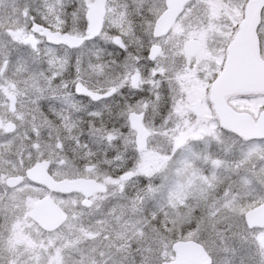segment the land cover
I'll return each instance as SVG.
<instances>
[{
  "label": "snow or ice",
  "instance_id": "6c2138e0",
  "mask_svg": "<svg viewBox=\"0 0 264 264\" xmlns=\"http://www.w3.org/2000/svg\"><path fill=\"white\" fill-rule=\"evenodd\" d=\"M98 7L99 0H13L11 11L0 17V83L9 76L22 77L14 87L19 96L25 95L19 91L21 83L31 89L27 95L35 105L32 127L25 131L34 132L39 138L38 124L49 125L51 131V126L59 121L69 133H78L70 143L81 150L89 147L81 144L85 132L89 139L104 146L106 157L108 149L118 148L106 162H119L118 180L136 187L130 198H122L131 199L141 209L148 207L135 226L147 245L138 249L141 264H168L162 249L170 245L161 244L160 239L177 225L182 232L196 233L203 239L208 264H236L235 258L242 251L232 246L236 237L247 246L239 264H264V236L256 244L251 233L257 230L249 228L243 214L234 211L241 193L264 200V139L253 141L222 129L216 143L230 145V149H224V155L232 157L230 167L222 175L212 171L204 177L198 194L186 198L181 206L173 205L170 194L183 190L181 178L188 172L189 161L198 157L188 139L177 138L183 125L173 112L174 66L155 54L157 45L164 48L152 32L159 4L157 0H108L105 9L114 11H106L102 19L96 20L94 12ZM260 7L257 35L264 55V0ZM56 33L58 38L53 39L52 34ZM108 46L122 50L123 59L113 58ZM48 93L53 97L66 94L64 103L77 96L87 100V129L82 127L83 119L77 123L51 104L45 109L40 101L48 99ZM149 118L150 126L146 123ZM215 135L209 133L205 143H211ZM148 136L159 137L157 150L164 163L159 170L145 175L136 170L135 161L139 156L137 145ZM199 138L203 140L204 136ZM55 139L61 140L63 150L61 136ZM51 146L56 147L54 143ZM211 164L213 168L220 166V158L212 159ZM28 194L15 185H5L0 192V213L9 219L8 213H14ZM0 231L6 234V229ZM15 257L12 249L0 246V264H13L14 259L15 264H23V257Z\"/></svg>",
  "mask_w": 264,
  "mask_h": 264
},
{
  "label": "flooded vegetation",
  "instance_id": "af4514ba",
  "mask_svg": "<svg viewBox=\"0 0 264 264\" xmlns=\"http://www.w3.org/2000/svg\"><path fill=\"white\" fill-rule=\"evenodd\" d=\"M249 1L250 0H157L159 7L156 9L155 16L152 20L153 35L155 26L164 12L168 11L167 19L171 18L173 21L166 33L160 36L154 35L159 37L164 44V48L157 45L158 51L156 55H159L162 59L167 58L169 60V66H174V71L172 72L174 78L172 83L175 85V91L178 90L177 88L187 89L186 86H183L184 84L193 86V89L198 86L202 91H207L206 104L215 117L216 83L222 75L228 72L229 67L234 62L238 64L237 76L229 77V75L226 74L224 75L225 80L221 84L222 86H228L220 95L223 103L234 109L227 102V97L235 95L239 91L256 94L264 93V82L242 86L250 80H259V69L260 67H264V57L260 55L259 51V43L261 41L257 35V24L262 14L260 5L258 7V18L252 33L251 56L254 59L255 65L245 63L242 59V54L236 53L235 51L236 40L246 18V7ZM16 2L22 3L23 0H16ZM107 2L108 0H104V5ZM12 5L13 0H0V17L6 16L11 11ZM241 5H243V9H241ZM106 11L109 12V9L106 10L104 7L103 17ZM240 13L241 16L239 17L238 14ZM204 24L210 26L209 32H214L216 41L219 39L222 44V41L225 40L224 42H226V45L224 46L222 57H220V46H217L216 49V44L214 45L213 42L210 41V44L213 46V52L211 54L209 52L201 59L199 57L203 44L201 36L194 37V35H192L185 37L182 35L185 34L183 31L173 34V31H175L174 29L178 26L192 27L196 28V31H198L199 28L204 27ZM208 37L209 36H207V38ZM52 38L56 39L58 37ZM189 39L197 40L200 43V51L194 55H188L183 51V44ZM112 48L113 50H117L116 52H111L113 58L120 57V59H123L122 50L116 49L114 46H112ZM165 49H167V51H165ZM105 58L108 59L107 56ZM243 75H245L246 78L241 80ZM22 79L23 78L20 76H9L0 83V178H3V183H0V192L4 191L1 187L10 185L7 182H16L14 185L19 188L22 185L19 182L22 180L27 181V183L24 184L39 188L41 190V197L31 205L28 218L30 219V211L33 206L45 197L50 198L54 205L65 214V218L60 225L46 232L57 230L69 218L66 207L64 205L65 208L62 207L52 196L60 195L71 197L77 202V204H75L77 205L75 210H78L79 213L74 221L78 227H80V223L82 222L80 209H87L92 206L98 207L99 210L104 209L107 201L105 195L109 189L113 186H119L122 182H127L118 180L120 169L119 162L113 161L111 164L106 162V160H110L111 157L116 154L118 148L114 147L108 149V155L106 157L103 151L104 146L100 145L98 140L90 141L87 132H85V138L81 141V144L87 143L89 147L81 150L70 143L72 137L78 133H69L59 121H55V125L51 126V131L49 125L43 124L42 122L38 124V131L40 133L39 138L36 137L34 132H26V129L32 127L31 114L33 113L35 105L30 102V98L27 95L31 89L26 88L22 83L18 88L19 91L24 92L25 95H18V89L14 87V85L17 80ZM91 83L95 85L94 80ZM64 95L66 94L57 93L53 97L51 93H48L49 98L41 100L40 103L45 109H47L49 104L53 105L55 109L62 112L63 115H71L77 123H79L80 119H83L85 123L82 127L86 130L87 116L84 112L85 107H83V104L87 103V100L77 96L73 100L64 103L62 102ZM21 100L24 102L21 103ZM204 109V101L202 100L192 105L188 104V102H184L181 113L189 118L192 116L201 117L203 111H205ZM49 119H54L50 113ZM254 123L255 122H252V124ZM57 135L61 136L64 142L63 150L60 149L61 140L55 139ZM29 136L31 139H29ZM53 143L56 145L55 148L51 146ZM29 145H32V147H29ZM140 151L141 150H139V152ZM128 159H132V157L129 156ZM135 163L136 170L138 171V161L136 160ZM34 176L42 180H44L45 177H49L54 182L64 179H87L95 182L96 186L105 188V191H93L89 196H85L84 193L78 191L60 193L52 191L42 184L36 183L39 181H35ZM114 179L118 180L115 184L112 183ZM78 203H80L81 206H78ZM30 221L32 224L38 226L31 219ZM89 222L91 223L92 220H89ZM42 230L45 231L44 229ZM191 241L200 244L196 240ZM176 243L177 242L166 243L170 245V247L162 249V254L166 252L168 256V263H172L177 259V253L174 249ZM146 247L147 245H135L133 249L128 250L130 253L127 255V260L121 261L120 263L141 264V254L138 249ZM102 251L106 253L109 252L108 249H103ZM97 264L114 263L112 259H106L101 260L100 263Z\"/></svg>",
  "mask_w": 264,
  "mask_h": 264
},
{
  "label": "rangeland",
  "instance_id": "374dc122",
  "mask_svg": "<svg viewBox=\"0 0 264 264\" xmlns=\"http://www.w3.org/2000/svg\"><path fill=\"white\" fill-rule=\"evenodd\" d=\"M111 11H114V9H109V12ZM238 16L240 17L241 13ZM209 27L204 24V27L196 31V28L178 26L174 29L173 34L183 31L185 34L182 35L185 37L201 36L203 40L199 56L201 59L209 52L210 54L213 52L210 41L214 45L216 44V49L217 46H220V57H222L226 42L224 40L221 44V40L217 39L216 41L214 32H209ZM207 36L209 37L207 38ZM101 46H104L102 42ZM108 50L109 52L117 51L113 50L112 46H108ZM259 51L261 55V42L259 43ZM261 56L264 57V55ZM173 78L172 75V81ZM183 86H186L187 89L177 88L178 90L175 91L176 102L173 108L174 116L178 117L183 125L177 132V138L188 139L193 144L198 158L194 162L189 161L188 172L181 178L184 185L183 190L178 189L170 194L171 203L175 206H181L185 203L186 198L198 194L200 185L204 183V177L210 176L212 171L222 175L230 167L229 161L232 159V157L224 155V149H230V145L216 143V137L225 128L221 126L219 120L210 112L206 104L207 91H202L198 86L194 89L190 85L184 84ZM199 100L204 101L205 106V111H203L201 117L192 116L189 118L182 115L184 102L192 105ZM227 102L237 112L250 115L253 122H256L259 115L264 111V93H236L227 97ZM146 123L150 126L151 118ZM209 133H215L216 135L211 143L206 144L205 141L208 139ZM237 134L245 139L261 140L244 136V134ZM201 135L204 136L203 140L199 138ZM158 140L159 137L149 136L146 149L139 152L137 168L145 175L157 171L163 166L162 153L157 150L160 147ZM90 141L96 140L90 139ZM218 157L221 164L213 168L211 160ZM233 172H235L234 166ZM232 178L235 179V175ZM1 189L4 190V187H1ZM19 189L30 194L23 197L22 205L17 206L14 213H8L9 219H6L5 215L0 213V228L6 229V234L0 231V241H2L0 246L5 250L12 249L16 253L15 258L23 257V264H97L106 259H112L114 264H121V261L127 260V255L130 253L128 250L133 249L137 244L146 245L144 242L145 237L140 235L135 226L140 222L142 216L147 213L148 207L141 209L139 204L134 206L131 199H128L136 191V187L132 183L122 182L119 186L111 187L105 195L107 201L104 209L99 210L95 206L80 209V215H82L80 227L74 221L79 213L78 210H75L76 200L68 196H52L62 207H66L69 215L68 220L52 232L41 230L38 226L32 224L28 218L31 205L41 197V190L29 184H22ZM125 196L128 198H122ZM261 201L260 197L252 198L241 193L237 198L234 211L237 215H244L245 211ZM79 205L80 203H78ZM89 220H92V222L90 223ZM253 229L257 231L252 232L251 235L255 238L256 244H259V239L264 235V229ZM190 239L196 240L205 249L201 237L196 233L182 232L179 225L163 236L160 243H173ZM232 246L242 250L235 258L236 264H239L240 255L246 254L247 246L242 245L238 237L233 239ZM254 248L255 245H253ZM103 249H108L109 252L106 253L102 251ZM206 253L208 254L207 251ZM13 264H15V259Z\"/></svg>",
  "mask_w": 264,
  "mask_h": 264
},
{
  "label": "water",
  "instance_id": "95a60500",
  "mask_svg": "<svg viewBox=\"0 0 264 264\" xmlns=\"http://www.w3.org/2000/svg\"><path fill=\"white\" fill-rule=\"evenodd\" d=\"M186 1V0H184ZM261 4V0H250L246 7V18L242 24L241 32L236 40V53L242 54V59L247 64H254V59L251 56V46H252V33L253 27L258 18V7ZM104 14V0H99V7L94 12V17L96 20L103 18ZM168 11L164 12L163 15L158 20L154 35L160 36L168 31L173 19H167ZM168 20V21H167ZM166 22V23H165ZM52 37H58V33L52 34ZM200 49V45L196 40H188L183 45V50L186 54L193 55L197 53ZM158 47L156 48V53ZM155 53V54H156ZM237 63H233L228 72L229 77L237 76ZM224 75L216 83V111L222 124L234 131H237L246 136L255 138H264V112L261 113L257 124L254 126L252 124L251 118L246 113L236 114L231 108L227 107L220 95L223 90H226L228 86H222L224 82ZM245 75L241 78L244 80ZM258 79L250 80L242 86H247L249 84H259L264 82V67L259 69ZM241 87V86H240ZM147 145V137L142 141V144H138L139 150H142ZM37 183L44 184L50 190L58 191L61 193H70L73 191H79L89 196L93 191H105V188L96 186L95 182L91 180H86L82 178L77 179H64L58 182L52 181L49 177H45L44 180L34 176ZM10 185H14L16 182H7ZM30 218L35 221L39 226L45 230H52L58 226L65 218V214L51 201L50 198L45 197L39 200L30 211ZM244 218L247 222L249 228L259 227L264 228V200L256 205L255 207L249 209L244 213ZM264 236V235H263ZM262 237V236H261ZM260 242V239H259ZM177 253L176 261L168 264H208L209 257L205 253L204 248L194 241H181L177 242L174 246Z\"/></svg>",
  "mask_w": 264,
  "mask_h": 264
},
{
  "label": "clouds",
  "instance_id": "9594fccd",
  "mask_svg": "<svg viewBox=\"0 0 264 264\" xmlns=\"http://www.w3.org/2000/svg\"><path fill=\"white\" fill-rule=\"evenodd\" d=\"M88 103H89L88 101H87V103H84V104H83V107L86 108V107L88 106Z\"/></svg>",
  "mask_w": 264,
  "mask_h": 264
}]
</instances>
